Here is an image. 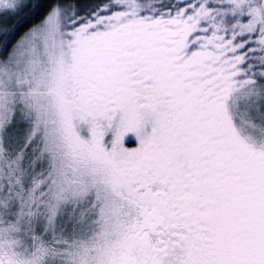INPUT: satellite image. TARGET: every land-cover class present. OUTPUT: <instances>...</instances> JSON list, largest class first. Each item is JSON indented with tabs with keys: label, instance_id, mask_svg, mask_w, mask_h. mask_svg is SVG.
I'll use <instances>...</instances> for the list:
<instances>
[{
	"label": "snow or ice",
	"instance_id": "6c2138e0",
	"mask_svg": "<svg viewBox=\"0 0 264 264\" xmlns=\"http://www.w3.org/2000/svg\"><path fill=\"white\" fill-rule=\"evenodd\" d=\"M0 264H264V0H0Z\"/></svg>",
	"mask_w": 264,
	"mask_h": 264
},
{
	"label": "trees",
	"instance_id": "16d2710c",
	"mask_svg": "<svg viewBox=\"0 0 264 264\" xmlns=\"http://www.w3.org/2000/svg\"><path fill=\"white\" fill-rule=\"evenodd\" d=\"M38 16H28L25 18L24 22L21 24V30H23V28H26L29 23L31 22H35L36 19H38Z\"/></svg>",
	"mask_w": 264,
	"mask_h": 264
},
{
	"label": "rangeland",
	"instance_id": "374dc122",
	"mask_svg": "<svg viewBox=\"0 0 264 264\" xmlns=\"http://www.w3.org/2000/svg\"><path fill=\"white\" fill-rule=\"evenodd\" d=\"M128 142L131 144V143H133L134 141L130 139Z\"/></svg>",
	"mask_w": 264,
	"mask_h": 264
}]
</instances>
